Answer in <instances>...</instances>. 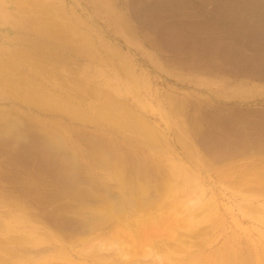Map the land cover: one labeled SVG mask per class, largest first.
<instances>
[{"label": "rangeland", "instance_id": "1", "mask_svg": "<svg viewBox=\"0 0 264 264\" xmlns=\"http://www.w3.org/2000/svg\"><path fill=\"white\" fill-rule=\"evenodd\" d=\"M129 1L130 0H102V1L95 0V2L94 0H0V45H1L0 59H4V58L7 59V60L6 59L3 60V62L5 63L0 62V72H1L0 102H2L0 103V112H3V114L9 113L10 115H12L13 118L10 117L11 120L12 121L18 120V123H20L21 127L24 128L26 132L28 131L27 133H30V136L32 134H35L32 135L31 137L34 138L36 144L40 145V142H42V138L50 140L53 144L61 143V145L66 149L68 153L73 155L75 154V156H77V160L80 161L82 168L81 169L82 183L74 182L72 183L75 184L73 188H75L76 186L79 187L76 189H67V187H69L68 184L59 180L60 178L59 175L54 176V173L58 174L57 171L55 172L49 171L50 160L53 163L54 159H52V157L49 156L47 153L44 155L43 152H41L42 148H37V147L35 148V146L33 145L34 146L33 149L31 146L28 145L26 146L24 140L20 142V144L22 145H18V146L14 143L7 144L5 143L7 141L2 140V138L5 139V136L3 135L0 136V140H2L0 141L2 144V145L0 144V202L2 203L4 202V204L0 203L1 205L0 206V264H40V263L41 264H60V263L63 264H110V263L111 264H127V263L128 264H179L180 263L182 264V261L187 262V260L189 261L192 257L195 258L197 256L203 258L205 256H210L211 252L214 249H222L224 246H226L225 248L232 247L233 249H236L240 253H243L246 249H248L253 253V264H264V237H263L264 210L262 209L261 206L262 203L261 199L264 196H262L260 193H256L252 191L249 193L247 191L248 184L251 183L255 184V182H264V170H263L264 163H262L264 162V154L259 153L260 156L259 158L258 153L256 155V153L254 154L253 151L251 152L250 150H246L244 151V153H242V151L236 152L234 149L232 150V152L226 154L222 152L221 149H218L219 147H221L220 145L218 146L214 145L215 147L207 148L208 145H206L198 137V135L196 136L195 134L196 133L195 128H197L198 125L200 126L198 127L200 128V130L205 129V127L208 126H209L208 128L212 130L213 129H220L223 131L226 130V127L218 124H210V121L208 120L210 111L212 112L214 108H218L217 107L218 104L219 107L223 109L225 108L228 109L230 108V106L237 105V107L241 106L243 108L245 107V109H255V110L264 111V107H263L264 81L259 82L262 80L261 78H258L256 76H250L249 78V76H245L242 73H232L227 75L224 73L215 74L211 72L197 73L190 69L188 71V69L185 66L180 65L176 57H174L167 50L164 51L165 48L161 47V45L158 44L157 33H153L154 31L151 29V27H149L147 24L144 25L142 22L139 23L134 18V16H132L133 13L129 9L130 8ZM149 1H151L150 4L152 5L156 4L155 6L157 7V0L154 1L149 0ZM105 2L109 3V5L104 4ZM72 3H74L73 5L75 6H73ZM113 3H115V5ZM81 4L83 5L81 6ZM94 5L97 8L94 7ZM103 5H105L106 7ZM112 6L113 8H111ZM97 9L102 10V12H100V10L97 11ZM116 9L118 13H116ZM119 10L121 11L119 12ZM98 13L101 14L97 16ZM105 14L106 16H104ZM115 15L120 16V18L119 17L117 18V16ZM63 16H65L66 19L65 17L63 18ZM79 16L80 19L78 18ZM92 16L94 18L96 16L95 21L94 19L91 20ZM113 17L116 18L113 19ZM109 18L117 22L114 21L111 22L112 20H110ZM81 19L82 22H84L83 24H81L78 21ZM100 20H103L104 22ZM108 20L110 22H108ZM50 22L52 23V25ZM59 22L61 23V27L58 25L60 24ZM69 23L71 24V26ZM109 23L110 25L112 24L113 26L116 23L115 27L117 24H119L117 25L119 29L116 27L118 31H116L115 28L113 29L111 27L112 25L109 27ZM136 23L140 27H138ZM93 24L94 25L96 24V26L93 27ZM83 25L89 27V30L91 29V31H89L88 28L84 27ZM53 27L56 29H54ZM143 27L144 29L145 28L146 29L144 30ZM51 28H53L52 30L54 32L57 31L58 35L56 33H50V34L47 33L49 29L51 30ZM77 28L79 30H77ZM68 29L71 30L74 29L72 30V32L74 31L73 33H71V30L68 31L72 34L71 36L70 33L69 34L67 33ZM120 29L121 30L124 29L123 33L131 34L129 35L130 37L135 36V37H131V39L134 40L133 41L130 40V37L128 35L121 33L120 34L122 36L120 37L119 34ZM129 29L135 31L133 32ZM83 30L86 33L83 32ZM102 30L105 32H103ZM113 30L114 32L115 31L116 32L113 33ZM146 30L147 32H145ZM76 31H80V32L75 33ZM93 31L95 32L93 33ZM59 32H64V34L62 33V35L64 36L62 37L61 34H59ZM117 33L119 34V36L117 35ZM47 34L51 35L52 37ZM100 34L104 38L100 36ZM80 35L83 37H81ZM95 35L99 37L97 38ZM123 35L129 37L130 41H128L127 37L126 38L123 37ZM69 36L72 38H70ZM109 36H111V38ZM137 36L138 38L136 39ZM73 37L75 40V41L73 40L74 42L71 40L73 39ZM60 38L66 39V42L69 41V39L70 41H72V42L69 41V43L67 42L69 48L67 47L68 51L65 52V54H63L64 55L63 57H62V50L59 49L58 47L59 43L62 44V41L59 40ZM82 40L87 42L85 43V45L89 46V49L87 46H86L87 48H84L85 45H82L84 47L81 46V44H84ZM90 40L92 41V44H90L91 43L89 42ZM28 42L29 43L32 42V44L28 45L29 44ZM108 43H110V45L112 44L113 46L111 45V48H109L110 46ZM50 44L52 46H56V45L57 46L56 48H54ZM98 44L100 45V47H102L101 49L100 47H98ZM3 45H5V47ZM72 45H74V47ZM92 45L94 46V50L96 46V49L99 51L100 54H98L97 50L92 53V51H94L91 50L93 49ZM33 46L34 47L38 46L39 49L43 47L42 49H40V52L41 51L44 52L40 53ZM75 46H78L79 49L78 47H76L77 50H75L74 49ZM46 49H49L51 55H53L52 58L50 54L47 55L46 52L48 50L45 52ZM106 50H108V53L106 52ZM34 51L35 53H33ZM71 51H75V53ZM80 51H83L82 52L83 54H80L81 53ZM19 52L23 56L24 55L25 56L23 57L21 54L19 55ZM24 52L25 53L29 52V54L28 55L24 54ZM57 52L58 54H56ZM60 53L61 55H59ZM87 53H89V55L92 57L89 56L87 57L88 55ZM96 53L97 55H99V57L96 55ZM16 54L17 57H15ZM124 54L126 56H124ZM41 55H43L44 57ZM54 55L56 56V59L54 58L55 57ZM86 57L88 58V60L86 59ZM76 58L82 61L78 62ZM128 58L130 59L128 60ZM103 59L104 61H107L109 59V61H107V63L105 62L104 64ZM121 59L124 60L121 61ZM130 60L133 61L132 62L133 64L130 62ZM140 60L142 63L140 62ZM13 61H15L16 66L12 64L14 63ZM29 61L32 63H30ZM61 61H63L64 63ZM10 63L12 64L11 66H9ZM129 64L131 65L129 67L130 69H127ZM17 65L19 67H22L20 68L21 70L17 68ZM159 65L163 68H161ZM30 67L33 68L31 69ZM5 68L7 69V71L5 70ZM120 68L122 69V71H120ZM23 69L27 71H24ZM52 70L54 71V73ZM176 70L178 71L176 72ZM35 71L37 73H35ZM26 72H28L29 74ZM136 73L137 75L138 74L139 75L137 76ZM179 74L182 75L183 77L186 76V78H182V76H180ZM123 75L125 77H123ZM149 75H151V77ZM244 76L246 77V79L244 78ZM49 77H51L52 79L51 78L49 79ZM136 77L139 78L137 79ZM190 77H192L191 80L192 79L196 80V83L193 82L191 84H188ZM91 78H93L94 80ZM133 78L134 79L136 78L138 81L134 80ZM4 79L6 82L5 81L3 82ZM186 79L189 80L187 81ZM254 79L256 80L254 81ZM72 80L75 82H73ZM149 80L153 83V85L151 82H149ZM78 82L80 84H78ZM199 82H201V84L203 83L202 84L203 86L205 85V83L206 85L204 87L198 86V88L200 87L205 88L207 86V88L205 89H208V87L214 89L215 87L216 92H212V94L211 93L207 94V92L205 91L196 90L194 87L197 85V83L198 85H201L199 84ZM208 83H211L212 85L215 86L211 85L212 86L211 87L209 86ZM135 84L136 85L138 84L137 85L138 87H136ZM186 84L188 85V87H186ZM172 85L174 88L172 87ZM92 87L94 90L92 89ZM106 87L108 89H106ZM217 87L218 90H216ZM86 88H88L89 90H87ZM172 88L173 90H171ZM175 88L177 89V91ZM39 90L40 91L42 90L41 93L44 94L45 96L37 95V91ZM136 91H138V93H136ZM12 92L15 95V96L13 95L15 98L12 97ZM174 92H176L175 93L176 95L174 94ZM158 94H160L161 97L160 95L158 96ZM164 94L167 95L165 96ZM210 95H212L213 97ZM7 96H9V98ZM172 96L176 100L173 99ZM98 97H102L101 99H106V100L112 99L115 101H119L121 104L118 102H112L114 107L117 110L120 109L118 110L120 112H122L121 107H123V109L128 110L131 113V115L133 114L134 116L141 118L145 124V127L137 124V122L134 119H131L132 118L131 116L127 117L126 119H123V121H126L125 123L127 122L130 123L128 125L129 127L127 126L128 130L126 129L127 127H123L122 125L120 126H118L117 124L108 125V123H106L105 121L99 118H95L94 121L92 122L93 120L92 117L94 118L96 114L95 108L99 103ZM129 97L132 102L131 101L128 102L127 98ZM152 97L155 98L153 99ZM201 99L203 102L201 101ZM68 100L70 101L68 102ZM183 100L186 101L184 102ZM28 101H30L29 103L31 104H29ZM31 101H33L34 104ZM76 101H78L80 105ZM136 101L137 102L139 101L141 104L140 103L138 104ZM142 101L143 102L146 101L145 102L146 104L145 103L143 104ZM211 102L213 104H211ZM27 103L29 107L27 106ZM167 103L169 104L172 103L173 105L170 106ZM1 104H3L4 106L3 105L1 106ZM57 104L65 105V106L57 107ZM139 106L141 107V110ZM144 106L146 107L144 108ZM157 106L161 107L160 108L161 110ZM197 106L199 109L197 108ZM48 108H50L51 110ZM73 108L83 110L85 112V116L90 117L89 119L91 120L90 121L88 120L86 122L85 121L86 119H81L79 117H75L71 114H68L66 109H73ZM84 109L85 110L87 109L86 110L87 112ZM159 110L163 112V115L160 114L162 112H160ZM55 111H57L58 113ZM145 111L147 113H145ZM158 113L160 117H158ZM51 114L52 115L55 114L54 116L56 117L52 116ZM164 115L166 118L165 117L163 118ZM168 115L170 118L168 117ZM74 117L75 119H73ZM187 121L190 123H188ZM182 122L186 124H182ZM77 123H79L80 125L79 124L77 125ZM206 124L209 125L207 126ZM100 125L101 127L99 128ZM185 125L187 128L185 127ZM210 125L213 126L211 127ZM104 126L106 129L104 128ZM108 126L112 127L114 130L107 129ZM26 127L28 128L27 130ZM179 127L182 129V131L181 129H179ZM147 128L150 129L149 131L150 133L148 132L149 129L147 130ZM116 129H118V132ZM142 129L144 130L145 133H147L145 134L146 137H144L145 135L143 134L144 132ZM96 132L98 134H96ZM158 133L161 134L162 136L159 135ZM111 134H114V136L112 135L111 137ZM150 134L153 135L151 136ZM48 135L50 137H48ZM193 135H195L196 138ZM87 136L89 138H87ZM153 136L156 138H154ZM152 137L154 140H152ZM92 139L96 143L98 142L97 144L99 145V147L98 145H94L95 143ZM100 140L104 141L103 145L101 143L102 141ZM242 142H246V141L241 140L234 142L233 144H238ZM86 145H88L89 147H87ZM187 147H189L190 149H188ZM93 148H94V153H92ZM184 148H186L185 152L183 151ZM38 149H40V152L38 151ZM106 151L107 152L110 151L112 156L114 157L117 163L115 169L113 166H111L109 169H104L103 167L104 162L102 161V158L108 157L105 156L107 155ZM34 152L36 153V155ZM39 153H42V155ZM240 153H242L243 155H241ZM198 156L202 158L201 159L203 160L202 162H199L201 160L198 158ZM230 156L232 157V159ZM235 156L236 158H234ZM27 158H29L28 161L25 160ZM94 158L96 159L94 160ZM45 162H49V164ZM259 162H261V164ZM137 163H139L142 166L141 170L138 169ZM197 163L200 165L197 166L198 165ZM54 166H56V164H54ZM207 167H210V170ZM171 168L173 174L170 170ZM179 170H183L187 172L191 176L192 183L187 184V187L185 189H183L180 184H179L180 187H178V189L177 188L170 189L171 182L172 183L174 182L173 180L174 175L176 176ZM243 172L245 174H243ZM196 173H198L199 175ZM238 176H240L241 179ZM123 177L126 178V185L123 180ZM120 178H122V182ZM136 179H138L139 182L136 181ZM96 180H97L98 188L90 192L89 197L88 195L78 196L76 194L77 189L86 190L85 188H89V185L92 186L96 185ZM221 180H223L224 182ZM177 181L181 182L179 178H177ZM193 182L195 184L197 183V185H199L200 187L194 190ZM160 184L162 186H160ZM130 185L134 186V189L136 188L131 193L129 191ZM138 185H139V189H137ZM126 187L129 192L127 194L128 196L124 194V191H126ZM65 188L68 191H65ZM169 190L171 191V193L169 192ZM132 193H134L135 195ZM199 195H201L200 198H202V202L200 204L189 207L185 204L187 198H191L192 200H195ZM241 195H243L245 198L249 196L247 199H252V200H256L260 198L258 199L259 203L254 202V204H256V207L247 208V205L250 202L242 201ZM112 196L113 198H111ZM204 203L206 205H204ZM253 210H255V213ZM257 210L262 215L256 213ZM6 213H10V215ZM11 213L14 216L11 215ZM106 214H110V219L109 218L107 219V217L103 216ZM217 214L219 215L217 216ZM121 215H123V217ZM256 215H258L259 217ZM123 218L125 222H123ZM149 218H153V219H149ZM89 219L92 220L89 221L90 223L88 222L89 224H86L87 227L84 226L83 224ZM231 236H233L234 239L231 238ZM252 239L255 241L252 242L253 241ZM100 243H103L105 245L104 250L94 254L90 253L92 252V250L88 251L90 247L95 248L96 246H99ZM111 244L114 245L111 246ZM118 247L122 248V250L128 254L126 260H122V259L120 260V257L115 250ZM27 249H29L30 251ZM33 250H37V251H33ZM257 251H259V255H257L258 254ZM62 253L64 256L60 255ZM69 257L70 258L72 257V259L69 260ZM132 260L133 262L131 263Z\"/></svg>", "mask_w": 264, "mask_h": 264}, {"label": "bare ground", "instance_id": "2", "mask_svg": "<svg viewBox=\"0 0 264 264\" xmlns=\"http://www.w3.org/2000/svg\"><path fill=\"white\" fill-rule=\"evenodd\" d=\"M102 1V0H101ZM152 1H154V0H152ZM73 2V1H72ZM75 2V1H74ZM77 2V1H76ZM94 2H95V0H94ZM124 2V1H123ZM128 2V1H127ZM150 2L151 1H149V0H130L129 1V4H130V10L132 11V13H133V15L132 16H134V18L139 22V23H143L144 25L145 24H147L149 27H151V29L154 31H150V32H153V33H157V41H158V44H160L161 45V47H163V48H165L164 49V51L165 50H167L168 52H170L174 57H176L177 59H178V62L180 63V65H182V66H185L187 69H188V71H189V69L190 70H192V71H194V72H197V73H205V72H211V73H224V74H227V75H229V74H232V73H242L243 75H245V76H249V78H250V76H256V77H258V78H261L262 80L261 81H259V82H263L264 81V0H157V7L155 6V5H152V4H150ZM81 3V2H80ZM86 3V2H85ZM121 3V2H120ZM119 3V4H120ZM74 3H72V5H73ZM77 4V3H76ZM88 4V3H87ZM104 4H108L109 5V3H104ZM114 5H115V3H113ZM83 4H81V6H82ZM91 5H92V3H91ZM100 5H102V4H100ZM113 5V6H114ZM126 5V4H125ZM41 6V5H40ZM73 6H75V5H73ZM103 6H105V5H103ZM111 6V5H110ZM113 6L111 7V8H113ZM117 6V5H116ZM77 7V6H76ZM79 7V6H78ZM84 7V6H83ZM90 7V6H89ZM94 7H96L95 5H94ZM106 7V6H105ZM118 7H119V5H118ZM126 7V6H125ZM129 7V6H128ZM48 8V7H47ZM97 8V7H96ZM82 9V8H81ZM103 9H104V7H103ZM107 9V8H106ZM115 9V8H114ZM61 10H63V9H61ZM71 10V9H70ZM95 10V9H94ZM100 10V9H99ZM98 9H97V11H99ZM81 11V10H80ZM84 11H85V9H84ZM90 11V10H89ZM121 10H119V12H120ZM61 12H63V11H61ZM64 12H65V10H64ZM77 12V11H76ZM83 12V11H82ZM87 12H88V10H87ZM100 12H102V10H100ZM105 12V11H104ZM103 12V13H104ZM109 12V11H108ZM108 12H107V14H108ZM45 13V12H44ZM71 13V12H70ZM79 13V12H78ZM110 13V12H109ZM116 13H118L117 12V9H116ZM124 13V12H123ZM61 14V13H60ZM83 14V13H82ZM101 14V13H100ZM99 13L97 14V16L98 15H100ZM111 14V13H110ZM120 14V13H119ZM129 14V13H128ZM131 14V13H130ZM63 15H65V14H63ZM86 15V14H85ZM84 15V16H85ZM90 15V14H89ZM93 15H95V14H93ZM46 16V15H45ZM67 16V15H66ZM77 16V15H76ZM91 16V15H90ZM89 16V17H90ZM102 16V15H101ZM104 16H106V14L104 15ZM110 16V15H109ZM108 16V17H109ZM115 16H117V15H115ZM65 16H63V18H64ZM71 17V16H70ZM93 17V16H92ZM91 17V20L92 19H94V21H95V19H96V16H95V18L93 17L92 18ZM108 17H107V19H108ZM120 18V16H117V18ZM55 18V17H54ZM79 19H80V16L78 17ZM116 18V17H115ZM114 17H113V19H115ZM130 18V17H129ZM47 19V18H46ZM65 19H66V17H65ZM68 19V18H67ZM86 19H87V17H86ZM105 19V18H104ZM110 20H112L111 18H109ZM126 19H127V16H126ZM134 19V20H135ZM45 20V19H44ZM43 20V21H44ZM70 20V19H69ZM99 20V19H98ZM106 20V19H105ZM131 20V19H130ZM75 21V20H74ZM81 24H83L84 22H82V19L81 20H78ZM86 21V20H85ZM93 21V22H94ZM97 21V20H96ZM100 21H103V20H100ZM99 21V22H100ZM117 22V21H115V20H112L111 22ZM127 21V20H126ZM46 22V21H45ZM49 22V21H48ZM87 22V21H86ZM92 22V21H91ZM104 22V21H103ZM108 22H110L109 20H108ZM51 23V22H50ZM60 23V22H59ZM77 23V22H76ZM88 23V22H87ZM97 23V22H96ZM118 23H120V22H118ZM47 24V23H46ZM49 24V23H48ZM55 24H56V22H55ZM68 24V23H67ZM70 24V23H69ZM98 24V23H97ZM105 24V23H104ZM103 24V25H104ZM116 24V23H115ZM115 24H114V26L112 25H110V23H109V27L111 26L113 29L115 28V30L116 31H118L117 30V28L119 29V27H117V25H119V24H117L116 25V27H115ZM135 24V23H134ZM45 25V24H44ZM51 25H52V23H51ZM60 27H61V23L60 24H58ZM77 25V24H76ZM101 25H102V23H101ZM100 25V26H101ZM107 25V24H106ZM130 25V24H129ZM136 25H137V23H136ZM42 26V25H41ZM66 26V25H65ZM70 26H71V24H70ZM84 27H86V28H88V30H89V27H87L88 26V24H87V26L86 25H83ZM91 26V25H90ZM94 26H96V24L94 25L93 24V27ZM98 26V25H97ZM99 26V27H100ZM134 26V25H133ZM138 26V25H137ZM49 27V26H48ZM63 27V26H62ZM82 27V26H81ZM103 27V26H102ZM106 27V26H105ZM109 27H107V28H109ZM123 27V26H122ZM130 27V26H129ZM135 27V26H134ZM133 27V28H134ZM138 27H140V26H138ZM146 27V26H145ZM38 28V27H37ZM41 28V27H40ZM46 28V27H45ZM54 28V27H53ZM53 28H51V30L49 29L48 30V32L47 33H56L57 34V31H53L52 29ZM43 29V28H42ZM54 29H56V28H54ZM75 29V28H74ZM74 29H72V30H74ZM95 29V28H94ZM100 29V28H99ZM143 29H144V27H143ZM142 29V30H143ZM146 29V28H145ZM144 29V30H145ZM29 30V29H28ZM69 30H71V29H68L67 30V33L69 34L70 32H68ZM72 30H71V33H73L72 32ZM77 30H79L78 28H77ZM85 30V29H84ZM83 30V32H85ZM109 30V29H108ZM111 30V29H110ZM121 30V29H120ZM120 30H119V34L121 33V34H125V35H131V34H126V33H123V30H121V32H120ZM128 30V29H127ZM129 30H131V29H129ZM141 30V29H140ZM89 31H91V29L89 30ZM99 31V30H98ZM103 31V30H102ZM115 31V32H116ZM126 31V30H125ZM131 31H135V30H131ZM44 32V31H43ZM66 32V31H65ZM77 32H80V31H76L75 33H77ZM95 31H93V33H94ZM97 32V31H96ZM103 32H105V31H103ZM103 32H102V35H103ZM114 32V30H113V33H115ZM128 32V31H127ZM144 32V31H143ZM145 32H147V30L145 31ZM35 33V32H34ZM41 33V32H40ZM39 33V34H40ZM62 33L64 34V32H59V34H61V36L63 37L64 35H62ZM67 33H65V34H67ZM70 33V36L72 35ZM82 33V32H81ZM86 33V32H85ZM110 33H112V32H110ZM129 33V32H128ZM148 33H149V31H148ZM42 34V33H41ZM49 34H47V35H49ZM107 34V33H106ZM119 34L117 33V35L119 36ZM120 34V37L122 36ZM44 35H46V34H44ZM58 35V34H57ZM76 35H78V34H76ZM75 35V36H76ZM83 35V34H82ZM101 34H100V36H102ZM125 35H123V37H127V36H125ZM150 35V34H149ZM155 35V34H154ZM43 36V35H42ZM49 36H51V35H49ZM69 36V37H70ZM81 36V35H80ZM84 36V35H83ZM83 36H81V37H83ZM86 36V35H85ZM96 36V35H95ZM105 36V35H104ZM116 36V35H115ZM139 36V35H138ZM138 36L136 37V39L138 38ZM151 36V35H150ZM52 37V36H51ZM68 37V36H67ZM89 37V36H88ZM87 37V38H88ZM97 37V36H96ZM99 37V36H98ZM97 37V38H98ZM103 37V36H102ZM110 38H111V36H109ZM130 37V36H129ZM129 37H127L128 38V41H130V40H134V39H131V37H135V36H131L130 37V40H129ZM70 38H72V37H70ZM85 38V37H84ZM93 38V37H92ZM104 38V37H103ZM150 38V37H149ZM148 38V39H149ZM152 38H153V36H152ZM25 39V38H24ZM48 39V38H47ZM75 39H77V38H75ZM101 39V38H100ZM124 39V38H123ZM122 39V40H123ZM135 39V40H136ZM18 40V39H17ZM59 40H61L62 41V44L61 43H57L58 44V47H59V49H61L62 50V57L64 56L63 54H65V52H67L68 50H67V47H68V45H67V42L69 43V41H70V39H69V41H67L66 42V39H59ZM58 40V41H59ZM72 41L74 40V37H73V39H71ZM85 40V39H84ZM102 40V39H101ZM108 40H109V38H108ZM155 40V39H154ZM22 41V40H21ZM57 41V40H56ZM72 41H70V42H72ZM75 41V40H74ZM73 41V42H74ZM83 41V40H82ZM112 41V40H111ZM27 42V41H26ZM53 42V41H52ZM84 42V44H81V43H83ZM83 42H81L80 44H81V46L82 45H85V43H87L86 41H83ZM89 42H91L90 44H92V41L90 40ZM138 42V41H137ZM153 42V41H152ZM156 42V41H155ZM154 42V43H155ZM13 43H15V42H13ZM29 43V42H28ZM27 43V44H28ZM49 43V42H48ZM96 43V42H95ZM119 43V42H118ZM124 43V42H123ZM30 44H32V42L31 43H29L28 45H30ZM46 44V43H45ZM44 44V45H45ZM51 44H53V43H51ZM50 44V45H51ZM79 44V45H80ZM109 44V48H111V45H110V43H108ZM126 44V43H125ZM70 45V44H69ZM76 45H78V44H76ZM89 45V44H88ZM94 45V44H93ZM92 45V46H93ZM156 45V44H155ZM1 46V45H0ZM4 47H5V45H3ZM2 46V47H3ZM32 46V45H31ZM35 46V45H34ZM33 46V47H34ZM52 46V45H51ZM57 46V45H56ZM56 46H52V47H54V48H56ZM73 47H74V45H72ZM87 45H85V47L84 46H82V47H84V48H87L88 47V49H89V46H87ZM113 46V45H112ZM118 46V45H117ZM159 46V45H158ZM12 47V46H11ZM28 47V46H27ZM57 47V48H58ZM76 47H78V46H75V50H77V48ZM98 47H100V45L98 44ZM136 47V46H135ZM135 47H134V49H135ZM160 47V46H159ZM25 48V47H24ZM34 48H36L39 52H40V49H42L43 47H41L40 49H39V47L38 46H36V47H34ZM46 48V47H45ZM69 48V47H68ZM70 48H71V46H70ZM102 47H100V49H101ZM121 48V47H120ZM137 48H139V47H137ZM6 49V48H5ZM23 49V48H22ZM29 49H31V48H29ZM28 49V50H29ZM78 49H79V47H78ZM115 49H116V47H115ZM130 49V48H129ZM142 49V48H141ZM140 49V50H141ZM161 49V48H160ZM26 50V49H25ZM27 50V51H28ZM48 50V51H47ZM91 50H94V46H93V49H91ZM91 50H89V51H91ZM97 49H96V46H95V50L94 51H92V53L93 52H95ZM128 50V49H127ZM133 50V49H132ZM159 50V49H158ZM10 51V50H9ZM12 51V50H11ZM23 51V50H22ZM31 51V50H30ZM29 51V52H30ZM47 51V52H46ZM58 51V50H57ZM88 51V50H87ZM105 51V50H104ZM160 51V50H159ZM15 52V51H14ZM29 52L28 53H25L24 52V54H29ZM42 52H44V51H41L40 53H42ZM45 52L47 53V55H49L50 54V56H51V58H52V56L53 55H51V53H50V51H49V49H46L45 50ZM51 52H52V50H51ZM69 52H70V50H69ZM71 52H74L75 53V51H71ZM81 53L80 54H83L82 52L83 51H80ZM85 52V51H84ZM97 52H98V54H100L99 53V51L97 50ZM106 52L108 53V50H106ZM109 52H110V50H109ZM122 52H124V51H122ZM128 52V51H127ZM134 52V51H133ZM140 52V51H139ZM10 53V52H9ZM8 53V54H9ZM33 53H35V51L33 52ZM36 53H37V51H36ZM45 53V54H46ZM86 53V52H85ZM167 53V52H166ZM5 54V53H4ZM21 53L19 52V55H20ZM53 54V53H52ZM56 54H58V52L56 53ZM55 54V55H56ZM73 54V53H72ZM77 54H78V52H77ZM88 55H87V57L89 56V57H92V56H90L89 55V53H87ZM110 54V53H109ZM143 54V53H142ZM22 55V54H21ZM38 55V54H37ZM54 55V56H55ZM59 55H61V53L59 54ZM58 55V56H59ZM96 55H97V53H96ZM113 55V54H112ZM115 55V54H114ZM130 55V54H129ZM132 55V54H131ZM144 55V54H143ZM162 55V54H161ZM170 55V54H169ZM15 56V55H14ZM23 56V55H22ZM25 56V55H24ZM23 56V57H24ZM39 56V55H38ZM41 56H43V55H41ZM57 56V57H58ZM66 56V55H65ZM74 56H77V55H74ZM98 57H99V55H97ZM101 56H103V55H101ZM124 56H126L125 54H124ZM6 57V56H5ZM15 57H17V54H16V56ZM44 57V56H43ZM45 57H46V55H45ZM49 57V56H48ZM61 57V56H60ZM86 57V59L88 60V58ZM93 57H94V55H93ZM107 57V56H106ZM55 59H56V56L54 57ZM53 58V59H54ZM75 58V57H74ZM80 58V57H79ZM96 58V57H95ZM102 58H104V57H102ZM108 58V57H107ZM112 58V57H111ZM110 58V59H111ZM115 58V57H114ZM123 58H125V57H123ZM127 58V57H126ZM132 58V57H131ZM140 58V57H139ZM163 58V57H162ZM6 58H4V59H0V60H2V61H0V62H3V60H5ZM10 59V58H9ZM13 59H14V57H13ZM39 59H41V58H39ZM77 59V61L78 62H80V61H82V60H80V59H78V58H76ZM82 59V58H81ZM84 59V58H83ZM130 58H128V60H129ZM7 60V59H6ZM36 60V59H35ZM67 60V59H66ZM91 60V59H90ZM117 60V59H116ZM124 60V59H123ZM122 59H121V61H123ZM133 60V59H132ZM132 60H130V62L132 63L133 61ZM173 60V59H172ZM30 61H32V60H30ZM29 61V62H30ZM37 61V60H36ZM44 61H45V59H44ZM47 61V60H46ZM49 61H51V60H49ZM53 61V60H52ZM57 61H58V59H57ZM65 61V60H64ZM72 61V60H71ZM76 61V60H75ZM94 61V60H93ZM103 61H104V59H103ZM107 61H109V59L107 60ZM107 61H104V64H105V62L107 63ZM145 61V60H144ZM151 61V60H150ZM176 61V60H175ZM6 62H8V61H6ZM14 63H12L13 65H15L16 66V63H15V61H13ZM61 62H63V61H61ZM97 62V61H96ZM120 62V61H119ZM126 62V61H125ZM125 62H124V64H125ZM140 62H141V60H140ZM146 62V61H145ZM3 63H5V62H3ZM23 63V62H22ZM30 63H32V62H30ZM39 63H41V62H39ZM64 63V62H63ZM103 63V62H102ZM138 63V62H137ZM142 63V62H141ZM167 63H169V62H167ZM11 63H10V65L9 66H11L12 65ZM45 64V63H44ZM74 64V63H73ZM100 64V63H99ZM114 64V63H113ZM119 64V63H118ZM123 64V65H124ZM128 64V63H127ZM133 64V63H132ZM144 64V63H143ZM160 64H162V63H160ZM7 65H8V63H7ZM28 65V64H27ZM39 65V64H38ZM42 65V64H41ZM47 65V64H46ZM46 65H44V66H46ZM58 65V64H57ZM122 65V64H121ZM146 65V64H145ZM149 65V64H148ZM14 66V67H15ZM30 66V65H29ZM66 66H67V64H66ZM131 65L129 64V66H128V68L127 69H130L129 67H130ZM135 66V65H134ZM151 66V65H150ZM160 66V65H159ZM163 66V65H162ZM176 66V65H175ZM34 67V66H33ZM32 67V68H33ZM39 67V66H38ZM37 67V68H38ZM120 67V66H119ZM133 67V66H132ZM137 67V66H136ZM161 67V66H160ZM171 67H173V66H171ZM2 68V67H1ZM17 68H22V67H19L18 65H17ZM24 68V67H23ZM31 68V67H30ZM31 68V69H32ZM44 68V67H43ZM69 68H71V67H69ZM73 68V67H72ZM144 68V67H143ZM161 68H163V67H161ZM165 68V67H164ZM181 68V67H180ZM50 69V68H49ZM118 69V68H117ZM148 69V68H147ZM152 69V68H151ZM3 70V69H2ZM5 70L7 71V69L5 68ZM21 70V69H20ZM24 71H27V70H25V69H23ZM65 70H66V68H65ZM72 70V69H71ZM136 70V69H135ZM144 70V69H143ZM153 70V69H152ZM158 70V69H157ZM166 70V69H165ZM170 70V69H169ZM185 70V69H184ZM12 71V70H11ZM51 71V70H50ZM53 71V70H52ZM117 71V70H116ZM120 71H122V69L120 68ZM125 71V70H124ZM131 71V70H130ZM129 71V72H130ZM134 71V70H133ZM150 71V70H149ZM159 71V70H158ZM168 71V70H167ZM166 71V72H167ZM178 70H176V72H177ZM182 71V70H181ZM187 71V70H186ZM13 72V71H12ZM46 72V71H45ZM47 72H48V70H47ZM71 72V71H70ZM128 72V73H129ZM136 72V71H135ZM163 72H164V70H163ZM191 72V71H190ZM1 73V72H0ZM26 73H28V72H26ZM35 73H37L36 71H35ZM53 73H54V71H53ZM60 73V72H59ZM86 73V72H85ZM110 73V72H109ZM139 73V72H138ZM145 73H148V72H145ZM150 73V72H149ZM185 73V72H184ZM29 74V73H28ZM58 74V73H57ZM120 74H121V72H120ZM130 74V73H129ZM140 74H141V72H140ZM160 74H161V72H160ZM170 74V73H169ZM214 74V75H215ZM19 75H20V73H19ZM22 75V74H21ZM133 75V74H132ZM136 75H137V73H136ZM139 75V74H138ZM137 75V76H138ZM148 75V74H147ZM176 75V74H175ZM180 75V74H179ZM190 75H193V74H190ZM219 75V74H218ZM6 76V75H5ZM16 76V75H15ZM43 76V75H42ZM46 76V75H45ZM78 76V75H77ZM150 77H151V75H149ZM180 76H182V75H180ZM199 76V75H198ZM244 76V78L246 79V77ZM30 77V76H29ZM53 77V76H52ZM96 77V76H95ZM123 77H125L124 75H123ZM130 77V76H129ZM132 77V76H131ZM165 77V76H164ZM188 77V76H187ZM201 77V76H200ZM243 77V76H242ZM10 78V77H9ZM35 78H37V77H35ZM45 78V77H44ZM51 77H49V79H50ZM83 78V77H82ZM137 78V77H136ZM134 79V80H137V79ZM149 78V77H148ZM147 78V79H148ZM169 78V77H168ZM182 78H186V76H182ZM191 78L192 77H190V80L188 81L187 79V81H188V84H191V83H196V80H194V79H192L191 80ZM206 78V77H205ZM14 79V78H13ZM52 79V78H51ZM57 79H58V76H57ZM73 79V78H72ZM91 79H93V78H91ZM126 79H127V76H126ZM144 79V78H143ZM153 79V78H152ZM156 79V78H155ZM173 79V78H172ZM233 79V78H232ZM248 79V78H247ZM18 80V79H17ZM22 80H24V79H22ZM61 80V79H60ZM94 80V79H93ZM92 80V81H93ZM130 80H132V79H130ZM151 80V79H150ZM149 80V82H151ZM154 80V79H153ZM170 80V79H169ZM200 80V79H199ZM212 80V79H211ZM237 80V79H236ZM256 79H254V81H255ZM5 81V79L3 80V82ZM38 81V80H37ZM73 81V80H72ZM138 81V80H137ZM140 81V80H139ZM207 81V80H206ZM6 82V81H5ZM12 82V81H11ZM18 82V81H17ZM40 82V81H39ZM70 82V81H69ZM73 82H75V81H73ZM143 82H144V80H143ZM157 82V81H156ZM162 82V81H161ZM161 82H160V84H161ZM176 82V81H175ZM178 82V81H177ZM219 82V81H218ZM258 82V81H257ZM8 83H9V81H8ZM31 83V82H30ZM138 83V82H137ZM152 83V82H151ZM211 83H212V81H211ZM211 83H208L209 84V86H211L212 84ZM214 83V82H213ZM215 83H217V82H215ZM4 84V83H3ZM24 84V83H23ZM44 84V83H43ZM78 84H80L79 82H78ZM95 84V83H94ZM122 84V83H121ZM134 84V83H133ZM150 84V83H149ZM155 84V83H154ZM199 84H201V82H199ZM203 84V83H202ZM198 85V83H197V87L195 86L194 88L196 89V90H201V91H205V92H207V94H212V92H216L215 91V87H214V89H212V88H210V87H208V89H205V88H207V86L205 87V88H203L205 85H206V83H205V85L203 86V85ZM207 84V85H208ZM93 85V84H92ZM132 85V84H131ZM136 85V84H135ZM138 85V84H137ZM136 85V87H138ZM152 85H153V83H152ZM1 86V85H0ZM63 86V85H62ZM73 86V85H72ZM85 86V85H84ZM140 86V85H139ZM167 86V85H166ZM194 86V85H193ZM198 86H203L202 88L200 87V88H198ZM212 86H215V85H212ZM211 86V87H212ZM13 87V86H12ZM89 87V86H88ZM91 87V86H90ZM133 87V86H132ZM144 87H145V85H144ZM171 87V86H170ZM170 87H168V88H170ZM172 87H173V85H172ZM176 87V86H175ZM181 87V86H180ZM186 87H188V85L186 84ZM224 87V86H223ZM9 88H10V86H9ZM30 88V87H29ZM134 88V87H133ZM142 88V87H141ZM163 88H165V87H163ZM174 88V87H173ZM173 88L171 89V90H173ZM179 88V87H178ZM242 88V87H241ZM26 89V88H25ZM87 90H89L88 88H86ZM92 89H93V87H92ZM106 89H108L107 87H106ZM135 89V88H134ZM143 89V88H142ZM155 89V88H154ZM153 89V90H154ZM176 89V88H175ZM220 89V88H219ZM223 89V88H222ZM228 89V88H227ZM233 89V88H232ZM243 89V88H242ZM8 90V89H7ZM7 90H6V93H7ZM94 90V89H93ZM124 90V89H123ZM150 90H151V88H150ZM160 90V89H159ZM181 90V89H180ZM216 90H218V87L216 88ZM237 90V89H236ZM240 90V89H239ZM12 91H14V90H12ZM35 91V90H34ZM42 91V90H41ZM41 91L39 90V91H37V95H40V96H45L44 94H42L41 93ZM121 91V90H120ZM141 91V90H140ZM144 91V90H143ZM156 91V90H155ZM162 91V90H161ZM176 91H177V89H176ZM179 91V90H178ZM187 91V90H186ZM230 91V90H229ZM242 91V90H241ZM247 91V90H246ZM75 92H76V90H75ZM90 92V91H89ZM168 92V91H167ZM170 92V91H169ZM248 92V91H247ZM262 92V91H261ZM88 93V92H87ZM91 93V92H90ZM136 93H138V91H136ZM140 93V92H139ZM145 93V92H144ZM143 93V94H144ZM152 93H155V92H152ZM159 93H161V92H159ZM176 92H174V94H175ZM183 93V92H182ZM181 93V94H182ZM193 93V92H192ZM229 93H231V92H229ZM8 94H11V93H8ZM148 94V93H147ZM172 94V93H171ZM184 94V93H183ZM182 94V95H183ZM190 94H191V92H190ZM203 94V93H202ZM206 94V95H207ZM233 94H234V92H233ZM232 94V95H233ZM14 94H13V92H12V97H14L13 96ZM18 95V94H17ZM71 95V94H70ZM91 95V94H90ZM104 95V94H103ZM136 95H138V94H136ZM155 95V94H154ZM160 94H158V96H159ZM165 95V94H164ZM167 95V94H166ZM165 95V96H166ZM173 95V94H172ZM176 95V94H175ZM185 95V94H184ZM239 95V94H238ZM254 95V94H253ZM259 95V94H258ZM257 95V96H258ZM140 96V95H139ZM142 96V95H141ZM145 96V95H144ZM189 96V95H188ZM210 96H212V95H210ZM217 96V95H216ZM220 96V95H219ZM218 96V97H219ZM226 96V95H225ZM224 96V97H225ZM256 96V97H257ZM260 96V95H259ZM264 96V95H263ZM263 96H262V98H263ZM2 97V96H1ZM8 98H9V96H7ZM10 97H11V95H10ZM17 97V96H16ZM83 97V96H82ZM93 97V96H92ZM108 97V96H107ZM122 97V96H121ZM124 97H126V96H124ZM128 97V96H127ZM147 97V96H146ZM160 97H161V95H160ZM174 97H176V96H174ZM178 97H180V96H178ZM192 97V96H191ZM208 97V96H207ZM213 97V96H212ZM4 98H5V96H4ZM15 98V97H14ZM85 98V97H84ZM102 97H98V100H99V103L97 104V107L95 108L96 109V114H95V117L93 118L92 117V122L94 121V119L95 118H99V119H101V120H103V121H105L106 123H108V125L109 124H117L118 126H120V125H122L123 127H127L130 123L129 122H127V123H125L126 121H123V119H126L127 117H132L131 119H134L136 122H137V124H139V125H141V126H143V127H145V124H144V122H143V120L141 119V118H139V117H137V116H134L133 114L131 115V113L128 111V110H125V109H123V107H121V109H122V112H120V111H118V110H120V109H116L115 107H114V105L112 104V102H118V103H120L119 101H115V100H112V99H101ZM141 98H143V97H141ZM153 98V97H152ZM155 98V97H154ZM153 98V99H154ZM169 98H170V96H169ZM172 98H173V96H172ZM200 98H202V97H200ZM206 98V97H205ZM216 98V97H215ZM222 98V97H221ZM240 98V97H239ZM244 98V97H243ZM13 99V98H12ZM31 99V98H30ZM35 99V98H34ZM66 99V98H65ZM157 99V98H156ZM163 99V98H162ZM173 99H175V98H173ZM193 99V98H192ZM234 99V98H233ZM249 99V98H248ZM14 100V99H13ZM28 100V99H27ZM124 100V99H123ZM127 100H128V102L129 101H131L130 100V97L129 98H127ZM142 100V99H141ZM147 100V99H146ZM164 100V99H163ZM170 100V99H169ZM176 100V99H175ZM174 100V101H175ZM189 100V99H188ZM194 100H196V99H194ZM198 100H199V98H198ZM214 100V99H213ZM231 100V99H230ZM246 100H247V98H246ZM9 101V100H8ZM48 101V100H47ZM70 100H68V102H69ZM155 101V100H154ZM159 101H162V100H159ZM171 101H172V99H171ZM184 101V100H183ZM182 101V102H183ZM186 101V100H185ZM184 101V102H185ZM201 101H202V99H201ZM208 101V100H207ZM211 101V100H210ZM226 101V100H225ZM237 101V100H236ZM250 101V100H249ZM258 101H259V99H258ZM17 102V101H16ZM30 101H28V103H29ZM31 102H33V101H31ZM75 102V101H74ZM78 104H79V102L78 101H76ZM123 102V101H122ZM126 102V101H125ZM132 102V101H131ZM130 102V103H131ZM137 102V101H136ZM146 102V101H145ZM145 102H143L142 101V103L144 104ZM189 102V101H188ZM203 102V101H202ZM201 102V103H202ZM213 102V101H212ZM211 102V104H213ZM0 103H2V102H0ZM15 103V102H14ZM28 103H27V106H28ZM127 103V102H126ZM138 104L140 103L139 101L137 102ZM159 103V102H158ZM161 103V102H160ZM170 103V102H169ZM169 103H167V104H169ZM207 103V102H206ZM218 103V102H217ZM224 103V102H223ZM226 103V102H225ZM229 103H231V102H229ZM245 103V102H244ZM254 103V102H253ZM5 104V103H4ZM29 104H31V103H29ZM33 104H34V102H33ZM75 104V103H74ZM82 104V103H81ZM121 104V103H120ZM132 104V103H131ZM141 104V103H140ZM146 104V103H145ZM155 104H156V102H155ZM163 104V103H162ZM186 104V103H185ZM221 104V103H220ZM233 104H235V103H233ZM249 104V103H248ZM259 104V103H258ZM264 104V103H263ZM3 104H1V106H2ZM7 105V104H6ZM70 105H71V103H70ZM80 105V104H79ZM123 105H124V103H123ZM130 105V104H129ZM170 106L171 105H173L172 103L171 104H169ZM205 105V104H204ZM203 105V106H204ZM230 105V104H229ZM4 106V105H3ZM34 106V105H33ZM62 106H65V105H60V104H57V107H62ZM135 106V105H134ZM143 106V105H142ZM167 106V105H166ZM191 106V105H190ZM210 106V105H209ZM222 106V105H221ZM225 106V105H224ZM250 106V105H249ZM16 107V106H15ZM23 107V106H22ZM29 107V106H28ZM87 107V106H86ZM140 107V106H139ZM146 106H144V108H145ZM157 107H159V106H157ZM165 107V106H164ZM175 107V106H174ZM182 107H183V105H182ZM218 108H214L213 110H212V112L210 111V113H209V121H210V124H218V125H222V126H224V127H226V130L225 131H223V130H220V129H209L208 127H205V129H201L200 130V128H198V127H200L199 125L197 126V128H195V131H196V136L198 135V137L206 144V145H208V147L207 148H209V147H215L216 145L218 146V145H220L221 147H219L218 149H221V151L222 152H224V153H229V152H232V150L234 149L236 152L237 151H242V153H244V151H246V150H250L251 152L253 151L254 152V154L256 153V155H257V153H258V156H259V153L260 154H264V111L263 110H255V109H245V107L243 108V107H237V105L236 106H230V108H228V109H223V108H220L219 107V104H218V106H217ZM226 107V106H225ZM254 107V106H253ZM259 107V106H258ZM264 107V106H263ZM11 108V107H10ZM25 108V107H24ZM150 108H151V106H150ZM161 107H159V109H160ZM187 108V107H186ZM195 108V107H194ZM197 108H198V106H197ZM200 108H201V105H200ZM205 108V107H204ZM208 108V107H207ZM15 109V108H14ZM17 109V108H16ZM28 109V108H27ZM44 109H47V108H44ZM48 109H50V108H48ZM139 109V108H138ZM149 109V108H148ZM158 109V108H157ZM168 109V108H167ZM175 109V108H174ZM192 109V108H191ZM196 109V108H195ZM199 109V108H198ZM257 109V108H256ZM7 110V109H6ZM13 110V109H12ZM51 110V109H50ZM85 110V109H84ZM87 110V109H86ZM85 110V111H86ZM137 110V109H136ZM140 110H141V107H140ZM150 110V109H149ZM161 110V109H160ZM159 110V111H160ZM202 110V109H201ZM204 110V109H203ZM209 110V109H208ZM207 110V111H208ZM14 111V110H13ZM29 111V110H28ZM27 111V112H28ZM34 111V110H33ZM39 111V110H38ZM46 111V110H45ZM64 111V110H63ZM66 111L68 112V114H71V115H73V116H75V117H79V118H81V119H86L85 121L87 122L88 120L90 121L91 119H89L90 117H86L85 116V112L83 111V110H81V109H75V108H73V109H66ZM146 111H148V110H146ZM145 111V113H147ZM175 111V110H174ZM173 111V112H174ZM178 111V110H177ZM193 111V110H192ZM197 111V110H196ZM206 111V110H205ZM8 112V111H7ZM32 112V111H31ZM41 112H42V110H41ZM55 112H57V111H55ZM87 112V111H86ZM133 112V111H132ZM141 112V111H140ZM160 112H162V111H160ZM173 112H172V115H173ZM190 112V111H189ZM29 113V112H28ZM58 113V112H57ZM61 113V112H60ZM164 113H165V111H164ZM35 114V113H34ZM43 114V113H42ZM140 114H143V113H140ZM160 114H162L163 115V112L162 113H160ZM169 114V113H168ZM196 114V113H195ZM208 114V113H207ZM234 114V115H233ZM52 115V114H51ZM55 115V114H54ZM54 115H52V116H54ZM67 115V114H66ZM189 115V114H188ZM235 115H237V116H235ZM69 116V115H68ZM88 116H90V115H88ZM145 116V115H144ZM143 116V117H144ZM196 116V115H195ZM208 116V115H207ZM10 117H12V115H10L9 113L8 114H3V112H0V136H5V139L4 138H2V140H5V141H7V142H5V143H7V144H16L17 146L18 145H22V144H20V142L22 141V140H24L25 141V145L27 146H31L33 149H34V146H35V148L37 147V148H42L41 149V152H43V154L45 155L46 153L49 155V156H51L52 157V159H54V162L52 163V161L50 160V169H49V171H53V172H55V171H57V173L58 174H55L54 173V176H57V175H59L60 176V178H59V180H61L62 182H65V183H67L68 184V186L69 187H67V189H76V188H78L79 186H76L75 188H73V186H75V184H72V183H74V182H78V183H82V177H81V163H80V161L79 160H77V156H75V154L73 155V154H70V153H68L67 151H66V149L61 145V143H59V144H53L50 140H48V139H44V138H42V142H40V145L39 144H36V141L34 140V138L33 137H31L32 135H35V134H32L31 136H30V133H27L26 131H25V129L24 128H22L21 127V125H20V123H18V120L17 121H12L11 120V118ZM47 117V116H46ZM54 117H56V116H54ZM75 117L73 118V119H75ZM158 117H160L159 116V113H158ZM165 117V115L163 116V118ZM168 117H169V115H168ZM192 117H193V115H192ZM13 118V117H12ZM69 118V117H68ZM67 118V119H68ZM88 118V119H87ZM162 118V117H161ZM160 118V119H161ZM166 118V117H165ZM170 118V117H169ZM185 118V117H184ZM194 118H196V117H194ZM207 118V117H206ZM16 119V118H15ZM52 119V118H51ZM62 119V118H61ZM60 119V120H61ZM72 119V120H73ZM80 119V120H81ZM189 119V118H188ZM202 119H204V118H202ZM26 120V119H25ZM48 120V119H47ZM63 120V119H62ZM61 120V121H62ZM166 120V119H165ZM198 120H199V118H198ZM206 120V119H205ZM207 120V121H208ZM65 121H67V120H65ZM83 121V120H82ZM96 121V120H95ZM193 121H195V120H193ZM64 122V121H63ZM62 122V123H63ZM71 122V121H70ZM184 122V121H183ZM182 122V124H186V123H183ZM188 122V121H187ZM192 122V121H191ZM27 123V122H26ZM89 123V122H88ZM162 123V122H161ZM172 123V122H171ZM170 123V124H171ZM179 123V122H178ZM188 123H190V122H188ZM22 124H24V123H22ZM28 124V123H27ZM64 124V123H63ZM68 124V123H67ZM79 123H77V125H78ZM83 124V123H82ZM87 124V123H86ZM135 124V123H134ZM144 124V125H143ZM159 124V123H158ZM173 124H175V123H173ZM181 124V125H182ZM192 124V123H191ZM200 124V123H199ZM202 124H204V123H202ZM69 125V124H68ZM68 125H65V126H68ZM80 125V124H79ZM92 125V124H91ZM96 125V124H95ZM98 125V124H97ZM138 125V126H139ZM149 125V124H148ZM193 125H194V123H193ZM26 126V125H25ZM75 126V125H74ZM87 126V125H86ZM85 126V127H86ZM106 126H107V124H106ZM165 126V125H164ZM211 126V125H210ZM213 126V125H212ZM211 126V127H212ZM216 126V125H215ZM101 127V125L99 126V128ZM129 127V126H128ZM128 127L126 128L127 130H128ZM132 127V126H131ZM185 127H186V125H185ZM184 127V128H185ZM192 127V126H191ZM195 127H196V125H195ZM202 127H203V125H202ZM35 128V127H34ZM71 128V127H70ZM80 128H81V126H80ZM98 128V127H97ZM104 128H105V126H104ZM103 128V129H104ZM136 128V127H135ZM176 128V127H175ZM187 128V127H186ZM215 128V127H214ZM28 128L26 127V130H27ZM83 129V128H82ZM96 129V128H95ZM106 129V128H105ZM107 129H113L112 127H109L108 126V128ZM120 129H121V127H120ZM149 128H147V130H148ZM167 129H168V127H167ZM166 129V130H167ZM171 129V128H170ZM179 129H181L180 127H179ZM33 130V129H32ZM35 130V129H34ZM37 130H39V129H37ZM43 130H44V128H43ZM45 130H46V128H45ZM48 130V129H47ZM70 130V129H69ZM94 130V129H93ZM100 130V129H99ZM114 130V129H113ZM117 130V132H118V129H116ZM124 130V129H123ZM137 130V129H136ZM143 130V129H142ZM176 130V129H175ZM192 130V129H191ZM42 131V130H41ZM40 131V132H41ZM88 131V130H87ZM96 131V130H95ZM106 131V130H105ZM130 131V130H129ZM150 131V129L148 130V132ZM181 131H182V129H181ZM186 131V130H185ZM35 132V131H34ZM34 132H32V133H34ZM39 132V133H40ZM48 132V131H47ZM49 132H50V130H49ZM110 132H111V130H110ZM137 132V131H136ZM143 132H144V130H143ZM147 132V131H146ZM167 132V131H166ZM190 132V131H189ZM44 133V132H43ZM42 133V134H43ZM105 133H107V132H105ZM150 133V132H149ZM184 133V132H183ZM187 133V132H186ZM45 134H46V132H45ZM53 134H55V133H53ZM93 134V133H92ZM95 134V133H94ZM96 134H98L97 132H96ZM123 134V133H122ZM132 134V133H131ZM142 134V133H141ZM144 135L145 134H147V133H143ZM154 134V133H153ZM152 134V135H153ZM159 134V133H158ZM164 134V133H163ZM168 134H170V133H168ZM172 134V133H171ZM176 134V133H175ZM44 135V134H43ZM107 135V134H106ZM112 135L114 136V134H111V137H112ZM125 135H126V133H125ZM124 135V136H125ZM151 135V134H150ZM151 135V136H152ZM159 135H161V134H159ZM178 135V134H177ZM179 135H180V133H179ZM192 135V134H191ZM37 136V135H36ZM39 136H41V135H39ZM89 136V135H88ZM87 136V138H89ZM101 136V135H100ZM118 136H120V135H118ZM118 136H116V137H118ZM155 136V135H154ZM153 136V137H154ZM162 136V135H161ZM165 136V135H164ZM163 136V137H164ZM194 137H195V135H193ZM48 137H50L49 135H48ZM47 137V138H48ZM59 137V136H58ZM144 137H146V135L144 136ZM153 137H152V140H154L153 139ZM158 137V136H157ZM172 137V136H171ZM170 137V138H171ZM177 137V136H176ZM180 137V136H179ZM182 137V136H181ZM55 138V137H54ZM154 138H156V137H154ZM189 138V137H188ZM196 138V137H195ZM38 139H39V137H38ZM41 139V138H40ZM56 139V138H55ZM117 139V138H116ZM122 139V138H121ZM124 139H126V138H124ZM123 139V140H124ZM2 140H0V141H2ZM52 140V139H51ZM63 140V139H62ZM93 140V139H92ZM102 140H103V138H102ZM102 140H100V141H102ZM110 140V139H109ZM108 140V141H109ZM113 140V139H112ZM181 140V139H180ZM182 140H184V139H182ZM191 140H192V138H191ZM195 140V139H194ZM199 140V139H198ZM197 140V141H198ZM246 141V142H242V143H238V144H233L234 142H237V141ZM65 141V140H64ZM88 141V140H87ZM94 141V140H93ZM97 141V140H96ZM125 141V140H124ZM124 141H122V142H124ZM34 142V143H33ZM91 142V141H90ZM126 142V141H125ZM177 142V141H176ZM58 143V142H57ZM94 145H98L95 141H94ZM102 143V145H103V143H104V141H102L101 142ZM112 143V142H111ZM121 143V142H120ZM120 143H118V144H120ZM200 143H201V141H200ZM0 144H1V142H0ZM24 144V143H23ZM65 144V143H64ZM137 144V143H136ZM180 144V143H179ZM205 144H203V145H205ZM2 145V144H1ZM34 145V146H33ZM91 145H92V143H91ZM181 145V144H180ZM199 145V144H198ZM215 145V146H214ZM87 147H89L88 145H86ZM11 147V146H10ZM20 147V146H19ZM94 147V146H93ZM98 147H99V145H98ZM97 147V148H98ZM191 147V146H190ZM203 147V146H202ZM201 147V148H202ZM25 148H27V147H25ZM188 149H190L189 147H187ZM206 148V147H205ZM7 149V148H6ZM10 149V148H9ZM90 149V148H89ZM140 149V148H139ZM181 149H183V148H181ZM185 149L186 148H184V152H185ZM188 149H187V151H188ZM25 150V149H24ZM69 150V149H68ZM202 150V149H201ZM206 150H208V149H206ZM17 151V150H16ZM27 151V150H26ZM34 151V150H33ZM38 151L40 152V149H38ZM83 151V150H82ZM103 151V150H102ZM114 151V150H113ZM126 151H127V149H126ZM30 152H31V150H30ZM84 152V151H83ZM82 152V153H83ZM92 152V151H91ZM97 152V151H96ZM115 152V151H114ZM123 152V151H122ZM204 152V151H203ZM235 152V153H236ZM248 152V151H247ZM35 153V152H34ZM81 153V154H82ZM92 153H94V148H93V152ZM106 153H107V155H105L107 158H102V161L104 162V164H103V167H104V169H109L111 166H113L114 167V169H115V166H117V163H116V161H115V159H114V157L112 156V154H111V152L109 151V152H107L106 151ZM235 153H233V154H235ZM242 153H240L241 155H243ZM13 154V153H12ZM39 154H41L42 155V153H39ZM84 154V153H83ZM86 154V153H85ZM172 154V153H171ZM208 154V153H207ZM231 154V153H230ZM238 154H239V152H238ZM247 154H249V153H247ZM24 155V154H23ZM35 155H36V153H35ZM191 155V154H190ZM21 156V155H20ZM94 156V155H93ZM186 156H189V155H186ZM245 156V155H244ZM252 156V155H251ZM250 156V157H251ZM28 157V156H27ZM32 157V156H31ZM37 157V156H36ZM99 157V156H98ZM231 157V156H230ZM249 157V158H250ZM253 157H255V156H253ZM10 158V157H9ZM20 158V157H19ZM26 158V157H25ZM44 158V157H43ZM198 158L201 160L202 158H200L199 156H198ZM226 158H229V157H226ZM234 158H236V156L234 157ZM248 158V159H249ZM259 158H260V156H259ZM22 159H23V157H22ZM28 159L29 158H27V159H25V160H27L28 161ZM33 159V158H32ZM48 159V158H47ZM88 159V158H87ZM90 159V158H89ZM96 158H94V160H95ZM168 159V158H167ZM175 159V158H174ZM199 159H198V161H199ZM231 159H232V157H231ZM252 159V158H251ZM4 160V159H3ZM49 160V159H48ZM91 160V159H90ZM89 160V161H90ZM223 160H224V158H223ZM257 160V159H256ZM259 160V159H258ZM45 161H47V160H45ZM88 161V160H87ZM92 161V160H91ZM115 161V162H114ZM159 161V160H158ZM203 160H201V161H199V162H202ZM96 162V161H95ZM216 162V161H215ZM219 162H221V161H219ZM256 162V161H255ZM254 162V163H255ZM45 163H48L49 164V162H45ZM94 163V162H93ZM260 164H261V162H259ZM262 163H264V162H262ZM54 164H56V166H54ZM100 164V163H99ZM116 164V165H115ZM138 164V169L139 170H141V168H142V166L139 164V163H137ZM198 164V163H197ZM206 164V163H205ZM127 165V164H126ZM144 165V164H143ZM200 164H198L197 166H199ZM90 166V165H89ZM167 166H169V165H167ZM246 166V165H245ZM252 166V165H251ZM256 166V165H255ZM48 167V166H47ZM83 167V166H82ZM127 167V166H126ZM166 167V166H165ZM181 167V166H180ZM49 168V167H48ZM199 168V167H198ZM209 170H210V167H207ZM256 168V167H255ZM260 168V167H259ZM113 169V170H114ZM167 169V168H166ZM181 169V168H180ZM251 169V168H250ZM249 169V170H250ZM254 169V168H253ZM257 169V168H256ZM262 169V168H261ZM130 170V169H129ZM136 170V169H135ZM171 170V172H172V168L170 169ZM194 170V169H193ZM197 170V169H196ZM264 170V169H263ZM174 171V170H173ZM191 171V170H190ZM202 171V170H201ZM245 171H248V170H245ZM120 172V171H119ZM161 172V171H160ZM207 172V171H206ZM205 172V173H206ZM242 172V171H241ZM258 172V171H257ZM178 173V174H177ZM176 174V176L174 175V182L172 183L171 182V186H170V189H174V188H177L178 189V187H180V185H181V187L183 188V189H185L186 187H187V184H191L192 183V179H191V176L187 173V172H185V171H183V170H179L178 172H177ZM212 173V172H211ZM239 173V172H238ZM252 173H254V172H252ZM51 174V173H50ZM171 174V173H170ZM172 174H173V172H172ZM196 174H198V173H196ZM227 174V173H226ZM241 174V173H240ZM243 174H245L244 172H243ZM248 174V173H247ZM246 174V175H247ZM199 175V174H198ZM121 176H122V174H121ZM204 176V175H203ZM219 176V175H218ZM217 176V177H218ZM172 177V176H171ZM197 177V176H196ZM239 178H240V176H238ZM177 178H179L180 179V181L181 182H178L177 181ZM210 178V177H209ZM130 179V178H129ZM160 179V178H159ZM205 179V178H204ZM207 179V178H206ZM211 179V178H210ZM223 179V178H222ZM241 179V178H240ZM245 179V178H244ZM101 180V179H100ZM120 180H121V182H122V178H120ZM123 180H124V182H125V185H126V178L125 177H123ZM158 180V179H157ZM161 180V179H160ZM208 180V179H207ZM235 180H237V179H235ZM239 180V179H238ZM248 180V179H247ZM257 180V179H256ZM136 181H138V179H136ZM172 181V180H171ZM206 181V180H205ZM205 181H204V183H205ZM216 181V180H215ZM219 181V180H218ZM221 181H223V180H221ZM249 181V180H248ZM94 182V181H93ZM139 182V181H138ZM201 182V181H200ZM209 182V181H208ZM213 182V181H212ZM217 182V181H216ZM216 182H214V183H216ZM224 182V181H223ZM232 182V181H231ZM235 182V181H234ZM239 182V181H238ZM135 183V182H134ZM160 183V182H159ZM194 183V182H193ZM203 183V182H202ZM203 183V184H204ZM210 183V182H209ZM213 183V184H214ZM66 184V185H67ZM102 184V183H101ZM132 184V183H131ZM170 184V183H169ZM180 184V185H179ZM218 184V183H217ZM222 184V183H221ZM236 184V183H235ZM234 184V185H235ZM251 184H253V183H251ZM251 184H248V186H247V191L250 193L251 191L252 192H256V193H260L262 196H264V182H255V184H253V185H251ZM65 185V186H66ZM89 185V184H88ZM194 185V190H196L198 187H200L199 185H197V183L195 184H193ZM245 185V184H244ZM31 186V185H30ZM134 186H135V184H134ZM134 186H131L130 185V187H129V191H130V193L133 191V190H135L134 189ZM160 186H162L161 184H160ZM190 186V185H189ZM192 186V185H191ZM221 186V185H220ZM227 186V185H226ZM64 187V186H63ZM128 187V186H127ZM127 187H126V191H124V194L125 195H127L129 192H128V190H127ZM202 187V186H201ZM40 188V187H39ZM98 188V186H97V180H96V185H89V188H85L86 190H84V189H77L76 190V194L78 195V196H87L88 195V197H89V194H90V192H92V191H94V189H97ZM144 188V187H143ZM222 188V187H221ZM66 188H65V191H68ZM137 189H139V185L137 186ZM124 190V189H123ZM146 190V189H145ZM167 190V189H166ZM243 190V189H242ZM227 191V190H226ZM231 191V190H230ZM167 192V191H166ZM169 192L171 193V191L169 190ZM177 192V191H176ZM224 192V191H223ZM138 193H141V192H138ZM198 193V192H197ZM214 193V192H213ZM94 194V193H93ZM118 194V193H117ZM123 194V195H124ZM132 194H134V193H132ZM179 194V193H178ZM202 194H203V191H202ZM201 194V195H202ZM247 194V193H246ZM252 194V193H251ZM251 194H250V196H251ZM254 194V193H253ZM96 195V194H95ZM101 195V194H100ZM135 195V194H134ZM144 195V194H143ZM170 195V194H169ZM177 195V194H176ZM201 195H199L195 200H192L191 198H187V200L185 201V204L189 207V206H195V205H197V204H200L201 202H202V198H200V196ZM212 195V194H211ZM258 195V194H257ZM128 196V195H127ZM140 196V195H139ZM216 196V195H215ZM228 196H230V195H228ZM233 196V195H232ZM238 196V195H237ZM262 196H260V197H262ZM94 197V196H93ZM133 197V196H132ZM203 197V196H202ZM205 197V196H204ZM239 197V196H238ZM249 197V196H248ZM247 197V198H248ZM258 197V196H257ZM95 198V197H94ZM109 198V197H108ZM111 198H113V196L111 197ZM114 198H116V197H114ZM124 198V197H123ZM126 198V197H125ZM135 198V197H134ZM226 198H227V196H226ZM247 198H245L243 195H241V200L242 201H247V202H250L248 205H247V208H253V207H256V204H254V202L255 203H259V200L258 199H260V198H258V199H256V200H252V199H247ZM254 198V197H253ZM143 199V198H142ZM230 199V198H229ZM232 199V198H231ZM237 199V198H236ZM255 199V198H254ZM113 200V199H112ZM131 200H132V198H131ZM140 200V199H139ZM262 200V203H261V206H262V209L264 210V197L261 199ZM215 201V200H214ZM236 201V200H235ZM234 202V201H233ZM0 203H2V202H0ZM2 204H4V202L2 203ZM239 204V203H238ZM237 204V205H238ZM140 205V204H139ZM185 205V206H186ZM204 205H206L205 203H204ZM1 206V205H0ZM199 206V205H198ZM201 206V205H200ZM216 206V205H215ZM239 206V205H238ZM197 207V206H196ZM204 207V206H203ZM210 207H211V205H210ZM2 208V207H1ZM3 208H5V207H3ZM187 208V207H186ZM242 208V207H241ZM123 209V208H122ZM121 209V210H122ZM206 209H208V208H206ZM213 209V208H212ZM211 209V210H212ZM3 210V209H2ZM4 210H6V209H4ZM124 210V209H123ZM187 210V209H186ZM205 210V209H204ZM210 210V211H211ZM218 210V209H217ZM246 210V209H245ZM230 211V210H229ZM254 211V213H255V210H253ZM252 211V212H253ZM239 212V211H238ZM243 212H244V210H243ZM250 212V211H249ZM121 213V212H120ZM186 213V212H185ZM190 213H191V211H190ZM251 213V212H250ZM250 213H248V214H250ZM256 213H259L260 214V212L257 210V212ZM6 214H8V215H10V213H6ZM198 214H200V213H198ZM202 214H204V213H202ZM225 214V213H224ZM264 214V213H263ZM11 215H13L12 213H11ZM120 215V214H119ZM210 215V214H209ZM219 214H217V216H218ZM244 215H246V214H244ZM254 215V214H253ZM260 215H262V214H260ZM14 216V215H13ZM103 216H105V217H107V219L109 218L110 219V214H106V215H103ZM122 217H123V215H121ZM199 216V215H198ZM256 216H258V215H256ZM11 217V216H10ZM101 217V216H100ZM121 217V218H122ZM240 217H241V215H240ZM245 217V216H244ZM248 217V216H247ZM252 217H254V216H252ZM259 217V216H258ZM261 217H263V216H261ZM92 218V217H91ZM94 218V217H93ZM119 218H120V216H119ZM149 219H153V218H149ZM250 219V218H249ZM257 219V218H256ZM92 219H89V220H87L83 225L84 226H86V224H89L90 222L89 221H91ZM204 220H205V218H204ZM207 220V219H206ZM264 220V219H263ZM134 221V220H133ZM245 221V220H244ZM252 221H254V220H252ZM258 221V220H257ZM89 222V223H88ZM123 222H125L124 221V218H123ZM141 222H142V220H141ZM248 222V221H247ZM250 222V221H249ZM261 222H263V221H261ZM83 223V222H82ZM199 223V222H198ZM256 223V222H255ZM259 223V222H258ZM124 225V224H123ZM130 225V224H129ZM125 226V225H124ZM219 226V225H218ZM217 226V227H218ZM260 226V225H259ZM87 227V226H86ZM107 227V226H106ZM261 227V226H260ZM206 228V227H205ZM213 228H214V226H213ZM234 229V228H233ZM235 230V229H234ZM199 231V230H198ZM233 232H235V231H233ZM210 233V232H209ZM196 234H198V233H196ZM201 234V233H200ZM236 234V233H235ZM192 235V234H191ZM199 236V235H198ZM235 236V235H234ZM260 236V235H259ZM195 237V236H194ZM237 237V236H236ZM264 237V236H263ZM231 238H233V236H231ZM259 238V237H258ZM230 239V238H229ZM234 239V238H233ZM100 240V239H99ZM203 240V239H202ZM201 240V241H202ZM253 240V239H252ZM29 241V240H28ZM101 241V240H100ZM215 241V240H214ZM251 241V240H250ZM255 240H253L252 242H254ZM257 241V240H256ZM262 241V240H261ZM182 242H183V240H182ZM200 242V241H199ZM231 242H232V240H231ZM188 243V242H187ZM229 243H230V241H229ZM233 244V243H232ZM251 244V243H250ZM112 245H114V244H111V246ZM224 245H226V244H224ZM253 245V244H252ZM257 245H259V244H257ZM109 246V245H108ZM123 247V246H122ZM155 247V246H154ZM226 246H224L222 249H214L212 252H211V254H210V256H205V257H203V258H200V257H195V258H191L189 261L187 260V262H183L182 261V264H253V253L250 251V250H248V249H246L243 253H240V252H238L236 249H233L232 247L231 248H225ZM234 247V246H233ZM236 247V246H235ZM260 247V246H259ZM258 247V248H259ZM105 249V245L103 244V243H100L99 244V246H96L95 248L94 247H90L89 249H88V251H90V250H92V252H90V253H92V254H94V253H98V252H101L102 250H104ZM254 249V248H253ZM260 249V248H259ZM27 250H29V249H27ZM61 250V249H60ZM116 250V252L118 253V255H119V257H120V260L122 259V260H126V258L128 257V254L127 253H125L123 250H122V248H120V247H118V248H116L115 249ZM30 251V250H29ZM28 251V252H29ZM33 251H37V250H33ZM260 251V250H259ZM259 251H257L258 252V254L257 255H259ZM24 252V251H23ZM41 252V251H40ZM113 252V251H112ZM31 253V252H30ZM35 253V252H34ZM10 254V253H9ZM26 255H28V254H26ZM42 255V254H41ZM60 255H63V253L62 254H60ZM104 255V254H103ZM257 255H256V257H257ZM19 256V255H18ZM64 256V255H63ZM68 256V255H67ZM70 256V255H69ZM108 256V255H107ZM53 257V256H52ZM151 257V256H150ZM23 258V257H22ZM21 258V259H22ZM16 259V258H15ZM70 259H72V257L70 258L69 257V260ZM28 260V259H27ZM54 260H55V258H54ZM66 260V259H65ZM68 260V261H69ZM87 260V259H86ZM148 260V259H147ZM93 261V260H92ZM98 261H101V260H98ZM97 261V262H98ZM18 262V261H17ZM55 262V261H54ZM114 262V261H113ZM133 262V260L131 261V263ZM255 262V261H254ZM56 263V262H55ZM120 263H121V261H120ZM41 264V263H40ZM60 264H63V263H60ZM111 264V263H110ZM128 264V263H127ZM180 264V263H179Z\"/></svg>", "mask_w": 264, "mask_h": 264}]
</instances>
